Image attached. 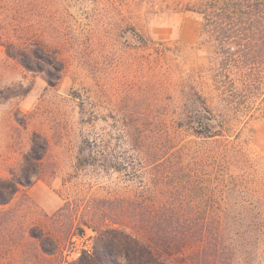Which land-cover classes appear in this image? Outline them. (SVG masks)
<instances>
[{
	"label": "rangeland",
	"instance_id": "rangeland-1",
	"mask_svg": "<svg viewBox=\"0 0 264 264\" xmlns=\"http://www.w3.org/2000/svg\"><path fill=\"white\" fill-rule=\"evenodd\" d=\"M188 1L0 0V179L21 166L34 133L50 144L39 180L0 207V264L77 260L86 242L78 235L89 239L124 218L157 165L172 162L176 180L201 181L219 173L216 156L228 141L264 190V91L226 113L224 138H199L187 125L189 79L216 114L223 108L211 91L213 49L201 44ZM8 44L56 53L65 65L60 81L50 86L26 70L7 55ZM240 208L230 218L246 230L228 239L234 264H264V236L247 229L256 219ZM34 227L58 242L56 257L31 238Z\"/></svg>",
	"mask_w": 264,
	"mask_h": 264
},
{
	"label": "trees",
	"instance_id": "trees-1",
	"mask_svg": "<svg viewBox=\"0 0 264 264\" xmlns=\"http://www.w3.org/2000/svg\"><path fill=\"white\" fill-rule=\"evenodd\" d=\"M184 9L200 17L201 44L213 49L211 91L223 103L216 114L209 98L189 79L187 125L199 138H224L226 113L239 111L264 91V0H189ZM6 48L26 70L44 74L50 86L62 78L65 65L56 53L42 47L27 51L14 44ZM49 148L45 136L33 134L21 166L0 179V207L39 180ZM241 151L237 144L224 143L216 156L219 173L204 172L201 181L176 180L172 162L157 165L139 200L128 201L124 218L96 230L93 250L66 264H234L228 239L246 231L230 223L236 207H241L240 215L256 219L246 223L247 229L256 226L264 236V190L256 170L253 174L246 169ZM229 168L239 171L229 174ZM30 236L43 254L58 255V242L43 229L32 228Z\"/></svg>",
	"mask_w": 264,
	"mask_h": 264
},
{
	"label": "built area",
	"instance_id": "built-area-1",
	"mask_svg": "<svg viewBox=\"0 0 264 264\" xmlns=\"http://www.w3.org/2000/svg\"><path fill=\"white\" fill-rule=\"evenodd\" d=\"M86 233H84L83 235H81V237L83 238H86V242L85 244L83 245V249L82 250H79L76 248L75 249V241L73 240L71 246L73 245L74 249H73V252L74 251H78V254H79V257L81 256L82 253L84 252H91L93 250V247H94V241H95V238H96V233L92 232L89 237V239H87L86 237Z\"/></svg>",
	"mask_w": 264,
	"mask_h": 264
}]
</instances>
